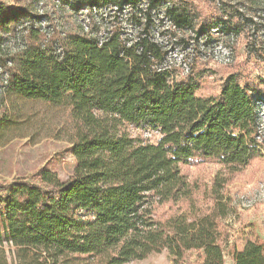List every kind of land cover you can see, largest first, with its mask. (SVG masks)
<instances>
[{
    "label": "trees",
    "instance_id": "16d2710c",
    "mask_svg": "<svg viewBox=\"0 0 264 264\" xmlns=\"http://www.w3.org/2000/svg\"><path fill=\"white\" fill-rule=\"evenodd\" d=\"M31 5L0 1L6 92L70 109L74 166L64 180L42 168L0 181V264H124L163 250L171 264H185L190 250L200 251L203 264H223L218 219L228 208L220 190L261 156L256 101L264 102V81L251 86L230 71L216 93L197 95L205 70L189 54L212 42L232 51L244 37L246 53L264 64L258 5L57 0L58 9H86L89 21L49 32L34 24L44 16ZM98 7L121 15L132 34L121 23L102 30L92 14ZM22 20L28 25L19 30ZM17 31L23 44L6 50ZM3 103L1 96L6 114ZM130 126L161 136L151 143ZM195 157L215 160L228 175L214 179V204L205 210L196 205L198 185L181 171ZM164 204L175 209L162 218L156 209ZM231 256L234 264H264V242L249 240Z\"/></svg>",
    "mask_w": 264,
    "mask_h": 264
},
{
    "label": "rangeland",
    "instance_id": "374dc122",
    "mask_svg": "<svg viewBox=\"0 0 264 264\" xmlns=\"http://www.w3.org/2000/svg\"><path fill=\"white\" fill-rule=\"evenodd\" d=\"M0 1L6 6H13L17 0ZM249 1L257 4L260 10L261 18H254V20L259 24L257 33L264 41V0ZM56 4L57 0H32L31 10L44 16L34 24L41 27L44 32H49L53 27L67 29L82 26L84 28L89 21L86 9L75 13L71 10L58 9ZM92 14L102 30H112L117 27L116 24L121 23L126 35L133 32L132 26L127 24L121 15L118 18L109 7L95 8ZM27 23L24 21L20 23L19 30L27 26ZM21 32L19 31L16 37H8L2 46L6 50L21 46L23 44ZM253 32L255 30L251 28L250 33ZM245 45L246 39L240 37L232 51L228 46L212 42L207 49L202 47L199 53L189 54L198 62V66L205 70L197 95L206 96L216 93L221 78L230 71H239L241 80L247 81L251 86L264 81V64L248 55ZM178 56L177 53L172 55L177 62L180 59ZM1 96L4 102L2 109H6V114L0 113V181L8 182L17 177L29 176L42 168L55 172L61 180L69 177L74 166V158L71 154L73 122L70 109L42 100H29L9 95L6 92L5 73L0 67ZM148 129L150 127H129L133 135H139L148 142L156 143L160 137L146 135ZM248 168L250 171L246 173ZM181 171L190 181L198 185L195 196L196 205L202 210L214 204L212 197L214 179L217 176L219 179L228 176L223 166L215 160H203L198 157L192 159L189 164L181 165ZM259 181L264 182V156L262 155L255 157V160L250 162L243 171L232 175L220 190L223 195L221 201L227 204L228 208L227 216L218 219L220 241L224 251L223 264H234L231 256L233 248L241 250L247 241L256 238L264 242V238L256 236L255 228L249 224L251 214L259 208L264 209V197L256 199L251 206L247 205V197H252L257 191L255 189ZM228 200L231 201L229 204ZM186 205L184 204V207ZM173 209H175L174 206L164 204L156 209V213L164 218ZM244 212L246 214L242 215ZM261 220L264 232V219ZM171 260L169 252L163 250L159 253H151L144 259L131 260L124 264H171ZM184 261L185 264H203L201 253L197 250L187 251Z\"/></svg>",
    "mask_w": 264,
    "mask_h": 264
},
{
    "label": "built area",
    "instance_id": "2783aa9c",
    "mask_svg": "<svg viewBox=\"0 0 264 264\" xmlns=\"http://www.w3.org/2000/svg\"><path fill=\"white\" fill-rule=\"evenodd\" d=\"M256 114L258 118V136L257 139L259 140L261 144L260 152L261 155L264 156V147H263V139H264V102L262 101V98L260 100L256 101ZM146 135L148 136H154V137H160L161 132L157 128H150L148 131H146ZM257 191L254 192L253 196L247 197V205H252L256 199L264 197V182L259 181L257 184L256 189ZM246 199V198H245Z\"/></svg>",
    "mask_w": 264,
    "mask_h": 264
},
{
    "label": "crops",
    "instance_id": "0c3cea01",
    "mask_svg": "<svg viewBox=\"0 0 264 264\" xmlns=\"http://www.w3.org/2000/svg\"><path fill=\"white\" fill-rule=\"evenodd\" d=\"M254 159H252L251 162H253ZM250 168L246 170V173H249ZM262 212H264L263 208L257 209L254 214H251L249 224L252 225L255 228L256 236L259 238H264V232L262 230L263 223L261 222V219H264V215H262ZM246 212L242 213V215H245Z\"/></svg>",
    "mask_w": 264,
    "mask_h": 264
}]
</instances>
